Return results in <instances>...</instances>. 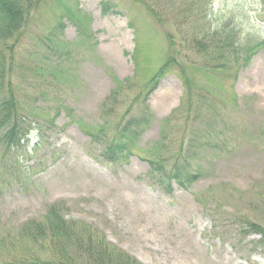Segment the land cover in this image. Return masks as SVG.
Instances as JSON below:
<instances>
[{
  "label": "rangeland",
  "instance_id": "1",
  "mask_svg": "<svg viewBox=\"0 0 264 264\" xmlns=\"http://www.w3.org/2000/svg\"><path fill=\"white\" fill-rule=\"evenodd\" d=\"M41 1L15 52L31 130L18 150L0 146V234L62 204L142 264H264L262 235L244 227L264 228V48L242 64L264 39V0H174L180 20L192 10L170 40L131 0L108 11L101 0ZM182 31L196 32L184 42ZM199 31L233 36L225 62L194 47ZM203 99L215 109L202 112ZM132 131L130 155L103 156L104 141ZM147 159L188 177L164 189Z\"/></svg>",
  "mask_w": 264,
  "mask_h": 264
},
{
  "label": "trees",
  "instance_id": "2",
  "mask_svg": "<svg viewBox=\"0 0 264 264\" xmlns=\"http://www.w3.org/2000/svg\"><path fill=\"white\" fill-rule=\"evenodd\" d=\"M131 1L152 17L153 22L162 29L168 40L172 39L170 28L174 26L180 31L187 19L186 15H190L189 11L192 10L191 2L185 4L181 10L186 15L180 20L181 17H176L178 12L174 11V0ZM40 2L42 1L0 0V146L8 150V153L15 148L18 150L22 143L29 141L27 136L31 128L16 99L13 74L17 44L28 29L27 24L32 10H37ZM110 3L111 0H101L102 9L108 11ZM196 16L201 19V11ZM128 22L134 28L132 20L129 19ZM195 32L192 31V33ZM216 32L207 34L205 32L202 35L199 31L202 36H193L191 42L194 47L198 46L197 49L202 51L205 57L214 56L220 51V59L225 62L222 56L224 58L229 53L233 36H223L220 32L221 35H217ZM192 33L182 31L181 41H189ZM220 36L222 37L219 41L212 42V39L215 40ZM259 48H264V39L247 47L242 64H246L252 53ZM242 54L234 59V64L238 68L237 63ZM171 61L172 58H169L162 65L150 87H154L155 83L163 77ZM223 65L225 64L222 63L221 66ZM185 94L191 98V89L186 88ZM199 103L197 107H200L202 112L215 109L212 100L203 99ZM109 138L104 141L103 156L109 161H114L130 155L136 136L132 131L129 134L122 133ZM147 161L151 166V172L156 175V183L164 189H167L172 179L182 184L185 177H188L187 170L183 173V169H175L178 167H164L161 161L152 159ZM13 165L17 167V159L10 164L11 168H14ZM13 172L14 170L11 174ZM65 209L62 204H53L48 207L40 220L26 225V228L23 230V227L17 235L0 234V259L2 257L5 259L0 262L3 264H142L132 255L118 249L97 229L67 218L68 212ZM244 227L250 233L261 234V241L264 240V228L261 225L245 221Z\"/></svg>",
  "mask_w": 264,
  "mask_h": 264
}]
</instances>
